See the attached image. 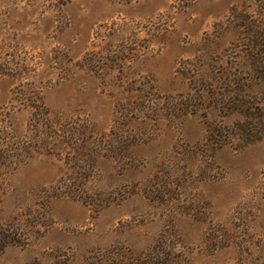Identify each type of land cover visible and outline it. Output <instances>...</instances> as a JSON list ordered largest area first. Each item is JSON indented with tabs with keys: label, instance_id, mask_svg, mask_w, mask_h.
<instances>
[{
	"label": "rangeland",
	"instance_id": "obj_1",
	"mask_svg": "<svg viewBox=\"0 0 264 264\" xmlns=\"http://www.w3.org/2000/svg\"><path fill=\"white\" fill-rule=\"evenodd\" d=\"M0 264H264V0H0Z\"/></svg>",
	"mask_w": 264,
	"mask_h": 264
}]
</instances>
